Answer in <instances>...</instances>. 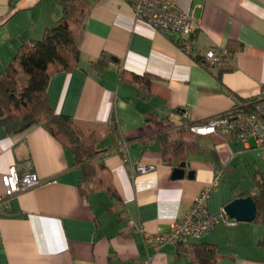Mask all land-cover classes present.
I'll return each mask as SVG.
<instances>
[{
	"label": "crops",
	"instance_id": "1",
	"mask_svg": "<svg viewBox=\"0 0 264 264\" xmlns=\"http://www.w3.org/2000/svg\"><path fill=\"white\" fill-rule=\"evenodd\" d=\"M59 1L0 0V75L23 43L56 24ZM176 2L197 23L191 53L137 20L125 0H90L83 25L74 26L78 65L50 66L51 107L91 129L95 186L84 185L72 151L43 126L19 133L0 126V195L11 165L41 180L3 201L0 264H199L201 244L216 247L217 264H264V226L255 219L219 223L158 250L145 243L143 232L168 231L217 174L205 205L212 215L264 183V150L251 140L190 130L264 91V0ZM209 48L222 51L220 62H202ZM102 55L107 64L95 67ZM181 162L184 176L172 178ZM140 163L152 168L140 173Z\"/></svg>",
	"mask_w": 264,
	"mask_h": 264
},
{
	"label": "trees",
	"instance_id": "2",
	"mask_svg": "<svg viewBox=\"0 0 264 264\" xmlns=\"http://www.w3.org/2000/svg\"><path fill=\"white\" fill-rule=\"evenodd\" d=\"M59 6L61 13L56 24L46 29L41 38L23 43L14 62L0 75V126L8 133H19L32 125L43 126L72 151L76 164L81 168L84 185L90 188L99 181L93 164L98 148L94 143L85 142L82 129L74 119L54 111L46 95L51 65L55 71L70 70L78 65L79 50L74 26L83 25L90 0H60ZM106 61L102 55L93 65L103 67ZM202 62L208 65V62ZM159 139H166V135H160ZM252 197L257 206L254 219L264 226L262 181H258V191ZM260 245L264 247V233ZM194 254L199 264H217L218 253L214 245H198Z\"/></svg>",
	"mask_w": 264,
	"mask_h": 264
},
{
	"label": "built area",
	"instance_id": "3",
	"mask_svg": "<svg viewBox=\"0 0 264 264\" xmlns=\"http://www.w3.org/2000/svg\"><path fill=\"white\" fill-rule=\"evenodd\" d=\"M125 1L131 5L137 20L144 21L162 34L173 37L178 47L184 52H192L194 47L192 34L197 28V23L189 11L178 6L176 0ZM204 55L208 64L212 65L220 62L222 51L209 48ZM219 129L233 133L240 141L251 140L255 148L264 150V91L250 99L235 102L231 110L224 115L190 126V130L198 135L212 134ZM151 168L149 165L140 163L136 166V171L144 173ZM219 177L220 173L215 176L210 185L198 192L188 213L184 218L174 221L168 231L153 234L143 232L145 243L152 244L158 250L168 243L177 245L185 239L198 238L213 230L219 223L236 224L237 221L229 218L224 209L218 215H212L206 209V201ZM1 178L4 193L0 195V212H3V201L6 197L31 189L41 182L35 172L19 173L15 165H11ZM142 264H150V258Z\"/></svg>",
	"mask_w": 264,
	"mask_h": 264
},
{
	"label": "water",
	"instance_id": "4",
	"mask_svg": "<svg viewBox=\"0 0 264 264\" xmlns=\"http://www.w3.org/2000/svg\"><path fill=\"white\" fill-rule=\"evenodd\" d=\"M177 38V37H176ZM185 163L181 162L173 169L172 178H181L185 174ZM187 175L191 177L193 171H188ZM224 211L231 219L240 222L252 221L257 212L256 203L251 195L237 197L224 206Z\"/></svg>",
	"mask_w": 264,
	"mask_h": 264
},
{
	"label": "rangeland",
	"instance_id": "5",
	"mask_svg": "<svg viewBox=\"0 0 264 264\" xmlns=\"http://www.w3.org/2000/svg\"><path fill=\"white\" fill-rule=\"evenodd\" d=\"M79 125V124H78ZM80 126V128L82 129V132H83V136H84V140H85V142H87V143H94V141L93 140H90V139H88L89 138V136H91L92 135V133H90V131H91V129L88 127V126H84V125H79Z\"/></svg>",
	"mask_w": 264,
	"mask_h": 264
}]
</instances>
